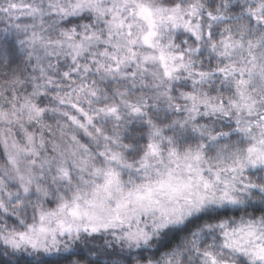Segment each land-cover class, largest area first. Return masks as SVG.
Listing matches in <instances>:
<instances>
[{
    "label": "clouds",
    "instance_id": "clouds-1",
    "mask_svg": "<svg viewBox=\"0 0 264 264\" xmlns=\"http://www.w3.org/2000/svg\"><path fill=\"white\" fill-rule=\"evenodd\" d=\"M0 264H264V0H0Z\"/></svg>",
    "mask_w": 264,
    "mask_h": 264
}]
</instances>
